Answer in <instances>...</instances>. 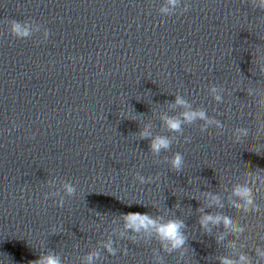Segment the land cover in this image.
<instances>
[{
  "label": "clouds",
  "instance_id": "1",
  "mask_svg": "<svg viewBox=\"0 0 264 264\" xmlns=\"http://www.w3.org/2000/svg\"><path fill=\"white\" fill-rule=\"evenodd\" d=\"M177 0H169V3L171 4H176ZM167 11V9H165ZM12 32L17 35V36H27L29 35V31L26 27L22 26V23L16 20L12 21L11 24ZM219 99V97H217ZM176 103L179 105L185 104V101L180 99L179 97L176 100ZM183 120L179 118H174V117H167L165 118V124L167 128L170 131L174 132H179L181 131L182 128V123L184 122H192L196 118H205V113L200 111V112H184L182 114ZM245 134H247L245 132ZM141 138H148L150 137V132L147 130H144L140 133ZM170 140L167 137L164 136H156L152 138L150 148L152 152L154 153H159L161 150H167L170 147ZM183 157L180 153H176L172 160L171 164L172 167L179 170L183 166ZM68 193L71 194L74 189L71 186L66 185L65 186ZM245 196L248 195V190H245L243 193ZM125 219L128 222L129 227H134L136 230H139L140 227H148L150 225H153L155 222L152 221L148 215L146 214H141V213H127L125 214ZM213 218L211 216H206L203 218L201 223H205L208 220H212ZM231 221L225 218V224H230ZM181 227V223L177 221H169L166 224H162L157 228L158 234L161 236L162 239L168 240L173 248H179L181 247L185 240L182 234L180 233L179 229ZM242 260H245V257H241ZM30 264H60V260L58 257L55 255H45L41 257L38 260L31 261ZM226 264H231V262H226ZM250 264V262H249Z\"/></svg>",
  "mask_w": 264,
  "mask_h": 264
}]
</instances>
